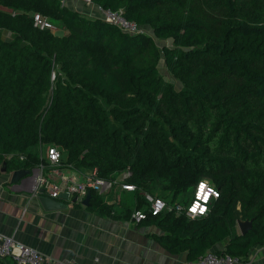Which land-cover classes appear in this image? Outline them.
Returning a JSON list of instances; mask_svg holds the SVG:
<instances>
[{
  "label": "trees",
  "instance_id": "trees-1",
  "mask_svg": "<svg viewBox=\"0 0 264 264\" xmlns=\"http://www.w3.org/2000/svg\"><path fill=\"white\" fill-rule=\"evenodd\" d=\"M94 1L146 31L61 0H0V172L31 169L38 147L56 144L79 169L129 170L138 208L157 185L175 202L207 180L219 194L204 215L145 220L192 262L210 249L247 260L264 244V0ZM38 12L68 32L35 26ZM90 202L113 206L94 192ZM239 218L253 219L246 234Z\"/></svg>",
  "mask_w": 264,
  "mask_h": 264
},
{
  "label": "crops",
  "instance_id": "crops-1",
  "mask_svg": "<svg viewBox=\"0 0 264 264\" xmlns=\"http://www.w3.org/2000/svg\"><path fill=\"white\" fill-rule=\"evenodd\" d=\"M66 5L87 14L96 3L65 0ZM68 32L64 28V34ZM43 146L38 147L42 150ZM12 172H0V233L35 247L52 260L70 264H191L187 252L172 253L155 237L164 231L156 222H137L122 216L134 209L135 190L115 187L103 197L113 204L111 212L85 206L80 200L60 198L66 206L47 210L35 194L31 175L17 182ZM112 210L115 212L113 213ZM0 264H17L0 258ZM240 264H264V244L255 246Z\"/></svg>",
  "mask_w": 264,
  "mask_h": 264
},
{
  "label": "built area",
  "instance_id": "built-area-1",
  "mask_svg": "<svg viewBox=\"0 0 264 264\" xmlns=\"http://www.w3.org/2000/svg\"><path fill=\"white\" fill-rule=\"evenodd\" d=\"M63 3L65 0H61ZM86 5L95 4L94 0H81ZM97 4V3H96ZM96 12L89 15L98 16L102 19L116 24L121 30L128 33L145 32L146 28L136 21L127 19L121 10H114L108 7L96 5ZM35 26L40 28H49L52 31L56 26L50 18L35 13ZM55 32V31H54ZM13 155H7L11 158ZM19 159L24 161L26 156L19 154ZM40 161L31 168V177L33 180L35 194L48 195L53 198H61L63 193H68L69 197L77 196L78 200H82L88 191L91 190L101 197L111 194L112 190L118 185L124 190H135L136 185L126 182V178L131 175L129 170H124L115 177H104L98 174L97 168L83 170L77 168L75 165L68 164L63 158V149L56 144H48L44 151L40 153ZM201 183L205 184V192L212 189L208 200L205 203L203 199L198 200L197 194L200 190ZM218 190L207 180H201L195 187L194 193L188 202L177 200L173 203L166 201L163 197L153 195L151 192L143 194L145 198L144 207H135L131 213V219L140 222L147 219L149 216H159L164 212L173 210L177 215L185 213L186 216L195 218L204 215L210 204V201L218 197L216 195ZM219 194V193H218ZM199 204L206 209L202 214L197 208L195 212L191 211L194 204ZM114 213L115 211L112 210ZM0 258H12L17 264H70L66 261L52 260L39 249L27 245L17 240L13 235L0 233ZM242 263L239 257L230 253H222L216 250H207L191 264H240Z\"/></svg>",
  "mask_w": 264,
  "mask_h": 264
},
{
  "label": "water",
  "instance_id": "water-1",
  "mask_svg": "<svg viewBox=\"0 0 264 264\" xmlns=\"http://www.w3.org/2000/svg\"><path fill=\"white\" fill-rule=\"evenodd\" d=\"M2 172H6L7 168H6V163H4V166L1 168ZM31 173V169L28 168H22V169H17L15 171H13L12 176H11V181L12 182H17L19 181L21 178H23L26 175H30ZM61 198H70L69 194L63 193L61 196ZM92 198V192L91 190L87 192V194L85 195V197L81 200V202L85 205V206H89L90 205V201ZM39 199L41 201V203L43 204L44 208L47 210H53V209H60L62 207H65L66 204L62 201L59 200V198H53L50 197L48 195H40ZM72 201L75 202L77 201V196H74L72 198ZM237 226L239 229V232L241 234H246L253 226V219H242L239 218L237 220Z\"/></svg>",
  "mask_w": 264,
  "mask_h": 264
},
{
  "label": "rangeland",
  "instance_id": "rangeland-1",
  "mask_svg": "<svg viewBox=\"0 0 264 264\" xmlns=\"http://www.w3.org/2000/svg\"><path fill=\"white\" fill-rule=\"evenodd\" d=\"M52 19V18H50ZM52 22L54 23V25L56 26V29L54 30L56 33L58 34H64V26L59 23L58 21L52 19ZM5 35L8 39H10L12 37V35L8 32H5ZM159 69H160V72L161 74L168 80L170 81H175V78L173 77V75L170 73V71L168 70L166 64H165V61L161 60L160 63H159ZM176 82V81H175ZM181 84L179 82H177V86L179 87ZM43 150L45 149V146L42 148ZM41 151V150H40ZM39 151V152H40ZM63 158L64 160L66 159V152L64 150V154H63ZM118 187V185L116 186V188ZM120 187V186H119ZM152 194L153 195H158V196H161L163 197L166 201L170 202V198H171V193H169L167 190L165 189H162V187L160 185H157L154 190L152 191ZM192 196H191V193H183L179 196V199H183L185 202L186 200L190 199ZM182 200V201H183ZM170 203H173V202H170Z\"/></svg>",
  "mask_w": 264,
  "mask_h": 264
},
{
  "label": "clouds",
  "instance_id": "clouds-1",
  "mask_svg": "<svg viewBox=\"0 0 264 264\" xmlns=\"http://www.w3.org/2000/svg\"><path fill=\"white\" fill-rule=\"evenodd\" d=\"M53 32H54V31H53ZM47 145H48V144H44L43 147L45 146V148H46ZM43 147H42V148H43ZM42 148H41V149H42ZM44 150H45V149H44ZM44 150L42 149L41 151H44ZM39 151H40V150H39ZM41 151H40L39 153H41ZM63 154H64V150H63ZM64 161H65V160H64ZM1 171H2V170H1ZM6 172H8V171L6 170ZM11 172L13 173V171H11ZM205 187H206V185L203 184V183H201V185H200V190H199V192H198V194H197V199H198V200L203 199V200L205 201V203H206L207 200H208L209 194L212 193V189H208V191L205 192V191H204ZM193 193H194V192H193ZM216 195H218V193H217ZM197 208L199 209V211H200L201 214H202L203 212L206 211V209H205L204 207H202L201 205H199L198 203L193 205V208L191 209V211L195 212Z\"/></svg>",
  "mask_w": 264,
  "mask_h": 264
}]
</instances>
